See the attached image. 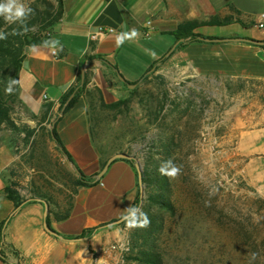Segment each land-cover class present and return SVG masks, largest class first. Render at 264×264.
Masks as SVG:
<instances>
[{"label": "clouds", "instance_id": "9594fccd", "mask_svg": "<svg viewBox=\"0 0 264 264\" xmlns=\"http://www.w3.org/2000/svg\"><path fill=\"white\" fill-rule=\"evenodd\" d=\"M34 9L25 0H0V17L4 19L7 24L18 23L21 25L23 32L28 31L26 27V21L34 15ZM20 31H13V35L23 34ZM8 33L0 31V40L7 39ZM139 35L136 29H131L128 32H121L116 36V46H121L125 40H130ZM43 46L51 48L54 53L62 50V45L56 39H49L43 41ZM16 81H11L6 88V92H12V85ZM158 172L165 177H175L180 173V168L173 163L172 159H167L161 162L158 168ZM120 221L125 223L129 229L134 228H148L151 224V220L139 205H129L124 209L123 214L120 217Z\"/></svg>", "mask_w": 264, "mask_h": 264}]
</instances>
